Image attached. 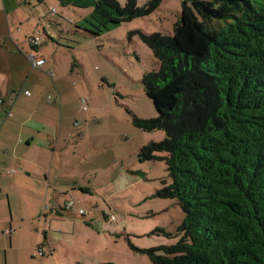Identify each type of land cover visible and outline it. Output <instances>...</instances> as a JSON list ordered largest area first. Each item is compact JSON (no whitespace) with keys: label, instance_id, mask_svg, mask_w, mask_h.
<instances>
[{"label":"rangeland","instance_id":"rangeland-1","mask_svg":"<svg viewBox=\"0 0 264 264\" xmlns=\"http://www.w3.org/2000/svg\"><path fill=\"white\" fill-rule=\"evenodd\" d=\"M94 1L10 0L3 9L0 0V64H7L2 41L9 31L26 49L27 38L37 35L38 54L52 64L46 70L28 63L18 97L26 89L31 97L41 91L42 102L52 100L53 82L60 87L43 135L55 152L53 174L62 188L67 179L71 187L60 193L50 187L42 211L61 220L62 231L54 232V250L45 248L35 264H152L142 250L175 243L184 215L174 199L156 195L170 181L165 162L137 159L142 145L165 132L132 123V115H157L142 77L158 62L140 34H171L181 0H162L149 14L115 25L94 13ZM68 201L72 208H65Z\"/></svg>","mask_w":264,"mask_h":264},{"label":"trees","instance_id":"trees-1","mask_svg":"<svg viewBox=\"0 0 264 264\" xmlns=\"http://www.w3.org/2000/svg\"><path fill=\"white\" fill-rule=\"evenodd\" d=\"M161 1L95 0L93 10L115 25ZM181 4L171 34H140L158 62L142 77L157 115L132 123L165 132L137 159L165 162L170 181L156 195L184 215L175 243L142 251L152 264H264V0Z\"/></svg>","mask_w":264,"mask_h":264},{"label":"crops","instance_id":"crops-1","mask_svg":"<svg viewBox=\"0 0 264 264\" xmlns=\"http://www.w3.org/2000/svg\"><path fill=\"white\" fill-rule=\"evenodd\" d=\"M1 6L7 9L10 0H1ZM41 42L42 39L34 48L28 42L29 49H26L20 40L10 35V31L9 39L2 41L7 64H0V116L7 111L9 115L0 126V264H35L38 261L34 258L43 257L45 248L52 249L50 253L54 250L52 245H57L54 232L62 231V221L52 213L42 211V207H46L50 187L59 193L71 187V180L67 179L68 183L62 188L63 182L60 183L53 174L55 152L43 135L46 112L55 110L51 102L56 101L59 84L53 82L54 95L52 100H46L48 103L42 102L41 91L32 97H18L17 93L24 85V72L30 63L28 54L36 53V58L44 59L38 54ZM15 46L18 53L10 51ZM42 65L47 70L52 64L45 65L44 61ZM27 104L31 108L29 112L23 106ZM38 248L42 249L43 255L36 254ZM38 264H44V261Z\"/></svg>","mask_w":264,"mask_h":264},{"label":"built area","instance_id":"built-area-1","mask_svg":"<svg viewBox=\"0 0 264 264\" xmlns=\"http://www.w3.org/2000/svg\"><path fill=\"white\" fill-rule=\"evenodd\" d=\"M29 42L33 45H39L40 44V39L38 38L37 35H33L32 37L29 38ZM28 60L30 61V63L33 66H41L43 64V59L41 58H36V56L33 53H29L28 54ZM25 95H30V93L25 90L24 91ZM2 102V100L0 99V103ZM85 108V107H84ZM7 115H9V111H7L4 115L0 116V126L3 123L4 119L7 117ZM73 206V202L72 201H68L65 205V208H72ZM111 219V218H110ZM6 232H8V230H6ZM38 255H43V251L41 248H38L37 253Z\"/></svg>","mask_w":264,"mask_h":264}]
</instances>
